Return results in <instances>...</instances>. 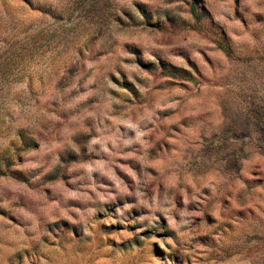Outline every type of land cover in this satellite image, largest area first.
<instances>
[{
	"label": "rangeland",
	"instance_id": "rangeland-1",
	"mask_svg": "<svg viewBox=\"0 0 264 264\" xmlns=\"http://www.w3.org/2000/svg\"><path fill=\"white\" fill-rule=\"evenodd\" d=\"M197 9L0 0V264H264V0Z\"/></svg>",
	"mask_w": 264,
	"mask_h": 264
},
{
	"label": "trees",
	"instance_id": "trees-1",
	"mask_svg": "<svg viewBox=\"0 0 264 264\" xmlns=\"http://www.w3.org/2000/svg\"><path fill=\"white\" fill-rule=\"evenodd\" d=\"M189 14L192 17V19H194V21L196 22H200L201 16L198 13V9H197V0H189ZM217 47L222 50L224 53H228V48L221 44V43H216ZM175 69L173 68H169V69H163V75L164 76H170L173 77L175 76Z\"/></svg>",
	"mask_w": 264,
	"mask_h": 264
}]
</instances>
